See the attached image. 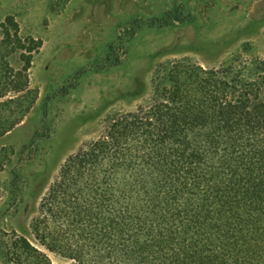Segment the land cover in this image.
<instances>
[{"label":"trees","instance_id":"obj_1","mask_svg":"<svg viewBox=\"0 0 264 264\" xmlns=\"http://www.w3.org/2000/svg\"><path fill=\"white\" fill-rule=\"evenodd\" d=\"M41 46L13 17L1 23L0 136L35 106ZM154 83L148 104L67 158L31 221L35 242L16 236L6 263L54 264L45 249L66 264H264V58L178 60Z\"/></svg>","mask_w":264,"mask_h":264},{"label":"rangeland","instance_id":"obj_2","mask_svg":"<svg viewBox=\"0 0 264 264\" xmlns=\"http://www.w3.org/2000/svg\"><path fill=\"white\" fill-rule=\"evenodd\" d=\"M8 17L42 46L29 71L35 106L0 136V264H11L16 236L35 242L31 221L67 158L115 115L148 104L159 70L264 58V0H0V32Z\"/></svg>","mask_w":264,"mask_h":264}]
</instances>
